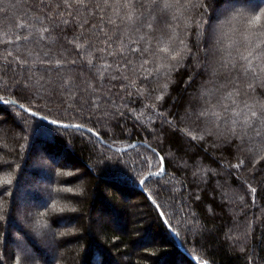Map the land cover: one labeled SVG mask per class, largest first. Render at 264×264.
Here are the masks:
<instances>
[{"label":"trees","instance_id":"1","mask_svg":"<svg viewBox=\"0 0 264 264\" xmlns=\"http://www.w3.org/2000/svg\"><path fill=\"white\" fill-rule=\"evenodd\" d=\"M249 1H236L234 10L245 16L264 13V0ZM204 4L206 8L195 7L188 13L189 45L200 25L204 42L209 41L223 0H204ZM0 7L10 17L27 10L24 3L14 0H0ZM64 50L69 59H79L71 45L59 41L54 52ZM160 56L165 57L161 63L166 62V54ZM185 65L167 78L154 74L137 80L143 95L130 88L120 92L121 81L106 79L104 92L115 104H103L94 113L85 110L77 115L57 103L41 99L30 104L11 91L5 93L47 118L83 123L100 134L96 138L84 129L56 130L17 104H0V257L7 264H14L13 255L21 257V264L25 260L26 264H248L249 260L264 264V159H260L264 144L230 136L222 139L214 130L202 131L203 125L188 119L185 108L205 77L191 58ZM70 67L75 68L69 73L74 82L86 87L81 81L92 77L86 63ZM190 74L196 79L186 88L184 81ZM113 83L116 87L109 91ZM158 95L164 96L163 101L156 99ZM251 100L264 102V87L257 85ZM157 112L164 115L157 116ZM108 144L136 147L118 151ZM35 150L42 152L44 162H30ZM142 157L149 159L155 171L163 157L166 174L150 177L141 188L138 181L148 176ZM241 159L244 165L233 167ZM45 172L48 186L33 185L34 179L45 178ZM248 185L257 189L254 203ZM20 191L35 202L34 210L23 215L22 226L15 200ZM152 199L163 206L161 211L178 238L164 225ZM136 200L138 223L132 221L135 214L128 206ZM102 214L108 218L103 220ZM37 219L46 226L35 227ZM96 221L98 230H94ZM17 242L34 256L9 247ZM124 255L129 257L127 262Z\"/></svg>","mask_w":264,"mask_h":264},{"label":"snow or ice","instance_id":"2","mask_svg":"<svg viewBox=\"0 0 264 264\" xmlns=\"http://www.w3.org/2000/svg\"><path fill=\"white\" fill-rule=\"evenodd\" d=\"M14 3H24L27 10L23 15L10 17L0 7V104H17L23 112L36 116L32 108L8 99L5 93L11 91L12 96H20L30 104L43 99L77 115L85 110L94 113L103 104H115L104 92L106 79L121 81L120 92L130 88L143 95V89L136 86L137 80H148L154 74L170 77L173 71L188 67L185 60L191 58L205 78L198 94L186 106L185 116L194 124L203 125L202 131L214 130L222 139L230 136L242 142L264 144V102H249L256 86L264 87V23L261 22L264 13L245 16L229 9L233 0H223V10L209 41L204 42L200 25L194 33V43L189 45L186 42L191 22L188 13L195 7L206 8L204 0H14ZM59 41L71 45L79 59H69L67 50L54 52ZM161 53L166 54L164 63H161L165 60ZM81 62L92 73L91 78L81 81L86 87L75 83L69 75L75 70L70 66L78 67ZM80 75L83 76L82 71ZM195 79L190 74L184 81L185 87H190ZM115 87V83L111 84L109 91ZM156 99L163 101L164 96L158 95ZM147 107L154 109L155 106ZM163 115L157 112V116ZM43 119L47 121V117ZM165 122L172 124L171 120ZM50 123L56 130L84 128L83 123L56 119ZM85 130L100 137L93 128ZM191 138L195 140L197 135ZM199 138L203 139V135ZM142 159L148 176L140 179L139 184L145 185L150 177L166 174L163 157L159 158L158 171L153 170L147 157ZM244 163L241 159L233 167L240 168ZM248 188L254 203L257 189L251 185ZM151 203L164 225L171 228L161 211L163 206L155 199ZM55 207L53 204L52 208ZM34 226L46 225L37 219ZM173 235L178 238L177 233ZM11 259L14 264H21V257L13 255ZM0 264H7L5 258L0 257Z\"/></svg>","mask_w":264,"mask_h":264},{"label":"rangeland","instance_id":"3","mask_svg":"<svg viewBox=\"0 0 264 264\" xmlns=\"http://www.w3.org/2000/svg\"><path fill=\"white\" fill-rule=\"evenodd\" d=\"M236 1L241 2V0H233V4L229 6V9L230 10L236 9V8H234V6L238 4ZM254 2L262 3L263 0H250L249 1V3H254ZM221 10H223V5L221 6ZM44 158L45 157L43 156V154H42V152L40 150H35L30 155V162L31 163H39V162H41L42 163L45 160ZM44 168L46 169V171L48 170V172H49L50 169H48L47 167H44ZM45 174H46L45 175V178H39V179L37 178V179H34L32 181L33 185L38 184V186H42V187L48 186L49 183H47V182L49 181V179H48V175H47L46 172H45ZM15 200H16V204H17V207H18L17 208V211H18L17 212L18 213L17 214V218L20 219L19 223L22 226V225L25 224L23 215L26 214V213H28L29 210H34L33 207L35 205V202L32 200V198L30 196H27L26 197V195H24V192H22V191L19 192V194L16 196ZM138 202H139V200H136L134 203H129L128 202V206L132 209V212L134 211V214H135L134 220H132L134 223H135V221L137 223L140 222V219H135V218L139 217V216H137L138 212L135 210V209H138ZM102 217H105V218H103V220L108 218V216L103 215V214H102ZM98 227H99V224L96 221V223L94 224V230L95 229L98 230L97 229ZM49 242L50 243L51 242H54V239L53 238H51V239L49 238ZM10 246H12V248H15V249L17 248V250H20V252L22 253V255L30 256V258H32V256H34V253L32 252V250L25 251V249L23 247H21V245L19 244V242H17V245L12 244V245H9V247ZM142 258H144V257H142ZM128 260H129V257H127L126 255H124L123 261L124 262H127Z\"/></svg>","mask_w":264,"mask_h":264},{"label":"water","instance_id":"4","mask_svg":"<svg viewBox=\"0 0 264 264\" xmlns=\"http://www.w3.org/2000/svg\"><path fill=\"white\" fill-rule=\"evenodd\" d=\"M36 116L39 117V118H41V119H43V117H45V116H43V115H41V114H39V113H37V112H36ZM43 120H44V119H43ZM51 120H52V119L47 118V121H46V120H45V121L50 123ZM69 128H71V127H69ZM86 128H88V127L84 126V128H82V129L85 130ZM102 141L106 143V141H105L104 139H102ZM108 145H109L111 148L119 149V150H124V149H126V148L129 147V146H128V147H125V146H114V145H111V144H108ZM163 167L165 168L164 162H163ZM140 186H141V188H142L143 185H140ZM170 230L172 231V233H175L174 230H172V228H170ZM177 240H178V242H179V245L182 247L180 240H179V239H177Z\"/></svg>","mask_w":264,"mask_h":264}]
</instances>
